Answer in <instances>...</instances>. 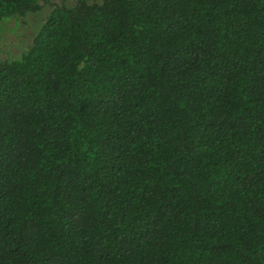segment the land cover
Listing matches in <instances>:
<instances>
[{"label":"trees","instance_id":"16d2710c","mask_svg":"<svg viewBox=\"0 0 264 264\" xmlns=\"http://www.w3.org/2000/svg\"><path fill=\"white\" fill-rule=\"evenodd\" d=\"M35 35L0 61V264H264V0H79Z\"/></svg>","mask_w":264,"mask_h":264},{"label":"rangeland","instance_id":"374dc122","mask_svg":"<svg viewBox=\"0 0 264 264\" xmlns=\"http://www.w3.org/2000/svg\"><path fill=\"white\" fill-rule=\"evenodd\" d=\"M79 0H51L41 11L12 17L0 22V61L13 59L27 52L53 9L61 4L75 5ZM101 1V0H90Z\"/></svg>","mask_w":264,"mask_h":264}]
</instances>
